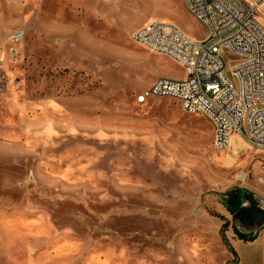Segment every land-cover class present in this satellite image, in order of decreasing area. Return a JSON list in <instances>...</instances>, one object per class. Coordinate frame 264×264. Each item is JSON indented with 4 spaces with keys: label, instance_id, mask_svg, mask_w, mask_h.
<instances>
[{
    "label": "rangeland",
    "instance_id": "1",
    "mask_svg": "<svg viewBox=\"0 0 264 264\" xmlns=\"http://www.w3.org/2000/svg\"><path fill=\"white\" fill-rule=\"evenodd\" d=\"M153 20L208 34L185 0H0V264H264L263 151L137 99L188 77L133 40Z\"/></svg>",
    "mask_w": 264,
    "mask_h": 264
},
{
    "label": "built area",
    "instance_id": "2",
    "mask_svg": "<svg viewBox=\"0 0 264 264\" xmlns=\"http://www.w3.org/2000/svg\"><path fill=\"white\" fill-rule=\"evenodd\" d=\"M208 28L198 40L174 24L153 20L133 34L142 47L187 69L184 79L159 78L138 93L139 102L172 97L213 125V145L225 150L233 134L264 152V0H185ZM24 33L13 39L19 41ZM5 78L0 74V88ZM264 171V162L262 164Z\"/></svg>",
    "mask_w": 264,
    "mask_h": 264
},
{
    "label": "trees",
    "instance_id": "3",
    "mask_svg": "<svg viewBox=\"0 0 264 264\" xmlns=\"http://www.w3.org/2000/svg\"><path fill=\"white\" fill-rule=\"evenodd\" d=\"M244 202H252L254 204H257L254 194L248 189L236 187L226 193V207L233 216H236V214L240 211ZM225 225L228 226V221H226ZM234 230L239 237L245 240H252L257 236L256 234L254 235L244 233L237 227H234ZM224 241L226 242V244L231 246L227 238H224Z\"/></svg>",
    "mask_w": 264,
    "mask_h": 264
},
{
    "label": "crops",
    "instance_id": "4",
    "mask_svg": "<svg viewBox=\"0 0 264 264\" xmlns=\"http://www.w3.org/2000/svg\"><path fill=\"white\" fill-rule=\"evenodd\" d=\"M159 79V78H158ZM234 135H236L239 139H241L245 144H246V146L247 147H249V144L246 142V141H244V138L241 136V135H239V134H234ZM263 154H264V152H262ZM263 162H264V156H263ZM262 162V163H263ZM262 171V173L264 174V171H263V169L261 170ZM256 175H260V173L259 172H257V174ZM242 188H244V187H242ZM246 203H248V202H245L244 204H246ZM225 207H226V200H225ZM227 210V209H226ZM228 211V210H227ZM229 212V211H228ZM230 213V212H229ZM231 214V213H230ZM232 215V214H231ZM237 227V226H236Z\"/></svg>",
    "mask_w": 264,
    "mask_h": 264
},
{
    "label": "water",
    "instance_id": "5",
    "mask_svg": "<svg viewBox=\"0 0 264 264\" xmlns=\"http://www.w3.org/2000/svg\"><path fill=\"white\" fill-rule=\"evenodd\" d=\"M245 203V202H244ZM243 203V205H242V207H241V209H240V211L236 214V216L238 215V214H241L242 212H243V209H244V206H245V204ZM248 203H250V204H253L254 205V203H252V202H248Z\"/></svg>",
    "mask_w": 264,
    "mask_h": 264
},
{
    "label": "bare ground",
    "instance_id": "6",
    "mask_svg": "<svg viewBox=\"0 0 264 264\" xmlns=\"http://www.w3.org/2000/svg\"><path fill=\"white\" fill-rule=\"evenodd\" d=\"M234 135V134H233ZM232 135V136H233ZM232 136H231V138H230V145H231V142H232ZM230 145H229V147H228V149L230 148Z\"/></svg>",
    "mask_w": 264,
    "mask_h": 264
}]
</instances>
